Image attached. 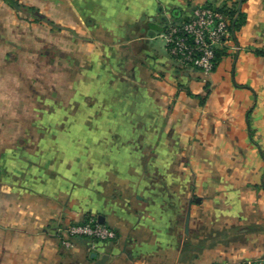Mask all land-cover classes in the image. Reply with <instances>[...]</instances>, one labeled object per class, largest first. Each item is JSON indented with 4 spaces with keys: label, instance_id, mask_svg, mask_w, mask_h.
I'll list each match as a JSON object with an SVG mask.
<instances>
[{
    "label": "crops",
    "instance_id": "0c3cea01",
    "mask_svg": "<svg viewBox=\"0 0 264 264\" xmlns=\"http://www.w3.org/2000/svg\"><path fill=\"white\" fill-rule=\"evenodd\" d=\"M226 1L0 0V264H264V0L210 72L163 36Z\"/></svg>",
    "mask_w": 264,
    "mask_h": 264
},
{
    "label": "built area",
    "instance_id": "2783aa9c",
    "mask_svg": "<svg viewBox=\"0 0 264 264\" xmlns=\"http://www.w3.org/2000/svg\"><path fill=\"white\" fill-rule=\"evenodd\" d=\"M232 1L225 4L196 6L188 18L172 21L163 33L169 51L183 65L210 72L216 65L219 49H237L234 43ZM72 236H88L100 241L116 237V232L96 218L69 226ZM69 245V242H66Z\"/></svg>",
    "mask_w": 264,
    "mask_h": 264
},
{
    "label": "water",
    "instance_id": "95a60500",
    "mask_svg": "<svg viewBox=\"0 0 264 264\" xmlns=\"http://www.w3.org/2000/svg\"><path fill=\"white\" fill-rule=\"evenodd\" d=\"M242 2H243V0H240V1H239V9H240L241 6H242ZM234 24H235V20H234ZM188 222H189V219H188ZM187 227H188V224H187Z\"/></svg>",
    "mask_w": 264,
    "mask_h": 264
},
{
    "label": "trees",
    "instance_id": "16d2710c",
    "mask_svg": "<svg viewBox=\"0 0 264 264\" xmlns=\"http://www.w3.org/2000/svg\"><path fill=\"white\" fill-rule=\"evenodd\" d=\"M234 13H235V11H232L231 14L233 15ZM236 25H237V24H236ZM217 57H218V52H217ZM216 61H217V58H216Z\"/></svg>",
    "mask_w": 264,
    "mask_h": 264
}]
</instances>
